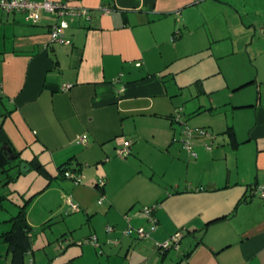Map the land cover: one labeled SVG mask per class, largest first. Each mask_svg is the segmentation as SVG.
I'll return each mask as SVG.
<instances>
[{
	"label": "crops",
	"instance_id": "crops-1",
	"mask_svg": "<svg viewBox=\"0 0 264 264\" xmlns=\"http://www.w3.org/2000/svg\"><path fill=\"white\" fill-rule=\"evenodd\" d=\"M62 1L88 9L62 29L68 43L50 39L53 14L30 22L0 9L2 138L29 168L36 159L57 176L66 161L85 177L102 164L106 186L81 185L120 210L118 264H264V197L254 192L264 184V0ZM189 70L185 83L174 80ZM192 83L190 97H202L188 102L180 93ZM177 110L212 135L193 137L186 171L158 180L143 149L168 144ZM120 134L133 139L130 153L112 159ZM120 161L134 168L112 187ZM153 203L150 236L123 233L122 213L147 227L141 206ZM177 230V248L155 247Z\"/></svg>",
	"mask_w": 264,
	"mask_h": 264
},
{
	"label": "rangeland",
	"instance_id": "rangeland-1",
	"mask_svg": "<svg viewBox=\"0 0 264 264\" xmlns=\"http://www.w3.org/2000/svg\"><path fill=\"white\" fill-rule=\"evenodd\" d=\"M188 74L192 76L190 70L183 73L177 72L174 80L177 83H185V79L190 77ZM192 87L194 89L197 88L196 83H192L191 88H185L184 86L180 93L189 98L188 102L197 101L202 97V94L198 93L191 98L189 92H192ZM177 89L179 90V87ZM197 96L200 98H197ZM175 97H180V95ZM173 115L172 135L168 144L159 145L157 150H151L148 147L144 148V146V149L142 148V159L145 160V163H150L154 166V178L158 180H161L162 172L173 171L180 175L186 171L185 165L190 156L180 141L181 129L185 125H194H191L187 120L185 121L179 110L174 112ZM190 117L192 118V116ZM120 137L133 141L125 134H120ZM114 140L116 141V138ZM172 142L177 143V145ZM115 146L111 158H126L119 157L116 154ZM173 157H177L181 162L170 161ZM91 165L87 177H85L87 173L83 168L88 167V164L83 166V171L79 173L83 174L84 178L79 183H75L67 177L57 176V171L49 173L34 167L19 171L14 178L8 179L5 176V172L0 169V234L10 228V217L16 214L19 208L23 206L26 220L31 227V251L25 254V262H27L28 258H32L33 264L119 263L120 220L118 216L120 217V210L114 206H107L105 205L106 203L103 205L97 204L99 189L94 187L88 189L81 185L86 183L90 177H105L104 175L106 174L100 172L101 163ZM133 168L129 163L120 161V179H117L115 183L113 180L111 186L120 185V187H125L126 183L123 173H127ZM189 171H196V169L189 168ZM67 197H73L74 202L81 199L83 208L70 210L66 202ZM104 206L107 207L106 210ZM112 213L114 216L111 215ZM110 224L114 226L115 230H113L117 236L113 234V230L111 232L105 230V227ZM126 224L125 221V225L121 228L122 231L125 229ZM91 235L95 236L96 245L84 241L86 237ZM111 240H116L117 242L114 243ZM0 264H11L9 253L7 252V244L2 240H0Z\"/></svg>",
	"mask_w": 264,
	"mask_h": 264
},
{
	"label": "built area",
	"instance_id": "built-area-1",
	"mask_svg": "<svg viewBox=\"0 0 264 264\" xmlns=\"http://www.w3.org/2000/svg\"><path fill=\"white\" fill-rule=\"evenodd\" d=\"M0 9L11 12L18 11L24 14L26 20L30 22H37L43 13L53 14L55 16L52 23L49 25V35L52 41H58L60 43H68L69 39L65 38L62 33V29L69 25V20L78 16H87L88 9L85 7H75L71 6L65 1L62 0H0ZM103 11H107V7H102ZM262 30V29H260ZM138 64V63H137ZM70 86V83L63 82L60 85L61 89H67ZM0 90H1V82H0ZM178 117V116H176ZM196 135H212L211 132L203 126H188L185 125L181 129V141L186 148L187 152L191 155H196V152L193 148V137ZM116 138V146L115 152L119 157H126L130 153V144L131 141L128 138L117 136ZM76 140L85 144L87 141V136L85 133H80L76 135ZM206 148H210L209 143H204ZM63 175L75 183H79L82 180L83 175L78 171L73 170L71 168H66L63 171ZM98 186H103L106 182L104 177H99L97 180ZM254 192L258 195L264 197V184H258L254 187ZM102 196L98 201H100ZM66 202L70 208V210L78 209V204L75 203L71 197L66 198ZM159 206V203H153L149 205L141 206V210L146 215V219L148 221V226L144 227L143 225L133 226L130 223L129 216L127 213L123 214V217L126 221V227L123 230L125 234L134 231L135 236L137 238H146L150 236L151 232L156 228L157 219L154 215V210ZM113 225H107L105 230L107 232H111L113 230ZM182 237V230H177L172 233L169 237L163 240H155V247L164 252L165 250L175 247L177 248L179 240ZM85 242L92 243L96 245L95 236L91 235L84 239ZM116 243V240H111ZM81 242V241H80ZM26 264H33L32 258H28Z\"/></svg>",
	"mask_w": 264,
	"mask_h": 264
},
{
	"label": "trees",
	"instance_id": "trees-1",
	"mask_svg": "<svg viewBox=\"0 0 264 264\" xmlns=\"http://www.w3.org/2000/svg\"><path fill=\"white\" fill-rule=\"evenodd\" d=\"M3 141H6V140L2 138L1 129H0V169L1 171L5 172L6 178L12 179L19 173L18 165H19L20 157L18 156V153L13 150L15 153V156L9 159L1 148ZM30 164H31V167L43 170L42 164L36 159H33L30 162ZM66 168L77 170V168L70 166L69 162L66 161L58 166V172L62 175V177H65L63 175V171ZM94 186L102 190L104 185L98 186L97 181H95ZM101 196H102L101 200L98 201ZM104 197L105 195L101 191V193L99 194L97 198V202L98 203L102 202ZM78 209H79V205H78ZM10 220H11V226L8 230L0 234V240H2L3 242L7 244V252L9 253L11 264H25L26 263L25 254L31 251V248H30L31 246V239H30L31 227L26 220L24 207L22 206L21 208H19L17 213L10 217Z\"/></svg>",
	"mask_w": 264,
	"mask_h": 264
},
{
	"label": "water",
	"instance_id": "water-1",
	"mask_svg": "<svg viewBox=\"0 0 264 264\" xmlns=\"http://www.w3.org/2000/svg\"><path fill=\"white\" fill-rule=\"evenodd\" d=\"M1 148L9 159L15 156L13 149L7 141H3ZM18 167L19 171H25L29 168V164L24 159H20Z\"/></svg>",
	"mask_w": 264,
	"mask_h": 264
}]
</instances>
